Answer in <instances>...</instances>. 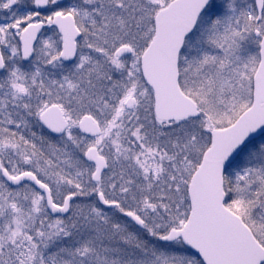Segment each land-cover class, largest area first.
<instances>
[{
	"label": "snow or ice",
	"instance_id": "1",
	"mask_svg": "<svg viewBox=\"0 0 264 264\" xmlns=\"http://www.w3.org/2000/svg\"><path fill=\"white\" fill-rule=\"evenodd\" d=\"M0 264H264V0H0Z\"/></svg>",
	"mask_w": 264,
	"mask_h": 264
}]
</instances>
